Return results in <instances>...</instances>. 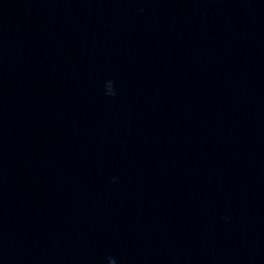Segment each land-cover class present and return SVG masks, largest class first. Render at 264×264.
Wrapping results in <instances>:
<instances>
[{
	"label": "water",
	"instance_id": "95a60500",
	"mask_svg": "<svg viewBox=\"0 0 264 264\" xmlns=\"http://www.w3.org/2000/svg\"><path fill=\"white\" fill-rule=\"evenodd\" d=\"M0 264H264V0H0Z\"/></svg>",
	"mask_w": 264,
	"mask_h": 264
}]
</instances>
